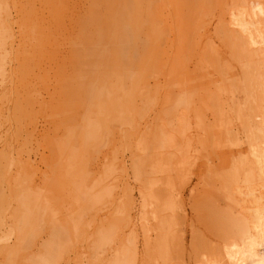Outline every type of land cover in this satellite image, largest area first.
Masks as SVG:
<instances>
[{"label": "rangeland", "instance_id": "1", "mask_svg": "<svg viewBox=\"0 0 264 264\" xmlns=\"http://www.w3.org/2000/svg\"><path fill=\"white\" fill-rule=\"evenodd\" d=\"M255 39L264 0H0V264H226Z\"/></svg>", "mask_w": 264, "mask_h": 264}, {"label": "bare ground", "instance_id": "2", "mask_svg": "<svg viewBox=\"0 0 264 264\" xmlns=\"http://www.w3.org/2000/svg\"><path fill=\"white\" fill-rule=\"evenodd\" d=\"M260 26L261 25L258 27ZM260 35L263 36L262 34ZM249 44L258 47L260 52H264V47L262 48L263 39H255L254 42ZM262 123L264 124V120H262ZM260 142V147H253L251 150V156L249 155L253 158L256 168L258 169L259 178L257 180L250 181V184H248L246 187H243L241 193H239L240 190L238 192L241 194L243 211L247 216H249V220L239 221L238 223H235L231 226V235L223 245L226 264H264L263 137ZM213 263L208 262L207 264Z\"/></svg>", "mask_w": 264, "mask_h": 264}]
</instances>
